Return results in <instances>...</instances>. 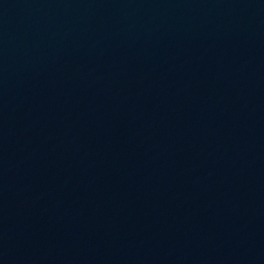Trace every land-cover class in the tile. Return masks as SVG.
Returning <instances> with one entry per match:
<instances>
[{
  "label": "water",
  "instance_id": "obj_1",
  "mask_svg": "<svg viewBox=\"0 0 264 264\" xmlns=\"http://www.w3.org/2000/svg\"><path fill=\"white\" fill-rule=\"evenodd\" d=\"M0 264H264V0H0Z\"/></svg>",
  "mask_w": 264,
  "mask_h": 264
}]
</instances>
